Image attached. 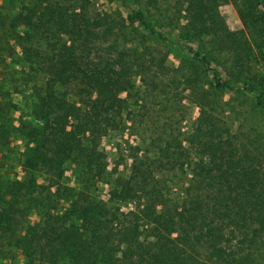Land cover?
<instances>
[{
    "label": "trees",
    "instance_id": "obj_1",
    "mask_svg": "<svg viewBox=\"0 0 264 264\" xmlns=\"http://www.w3.org/2000/svg\"><path fill=\"white\" fill-rule=\"evenodd\" d=\"M229 1L240 36L226 35L228 0H175L172 22L191 47L173 68L169 36L142 11L121 24L28 0L4 33L18 25L34 31L24 40L53 41L39 56L36 125L15 123L0 100V151L24 141L22 179L0 170V264H264V0ZM1 34L0 64L11 50ZM184 100L199 113L190 126ZM127 122L140 146L102 200L91 191L107 177L100 141Z\"/></svg>",
    "mask_w": 264,
    "mask_h": 264
},
{
    "label": "rangeland",
    "instance_id": "obj_2",
    "mask_svg": "<svg viewBox=\"0 0 264 264\" xmlns=\"http://www.w3.org/2000/svg\"><path fill=\"white\" fill-rule=\"evenodd\" d=\"M59 2L78 11L82 8L85 9L90 21L102 17L117 23L128 24L129 15H133L136 11H142L144 18L155 31L163 32L169 36L170 41L165 42L163 50L167 53V65L170 67H178L187 48L191 47L179 40L177 27L180 24L172 22L175 0H59ZM27 4L28 0H0L2 45L5 49L11 48L8 51L10 56H6L3 63L0 64V100L5 99L12 104L11 114L15 123L21 120L36 125L31 115L33 86L40 84L43 80V76L39 74L38 63L51 57L48 42H52L53 39L49 41L43 38L42 40L37 35V39L33 38L32 41L24 40L26 33L33 34L34 31L18 25L15 28L17 36L4 33L6 28L11 26L17 13L25 12L22 8ZM219 11L226 35L240 36L239 32L244 30L243 19L232 2L228 0L227 3L221 4ZM40 55L43 56L42 60L39 58ZM133 81L138 84V77H135ZM183 94L186 96L189 95V92ZM222 97V101L229 100V94H223ZM184 103L186 105L184 107L185 124L190 126L198 117V109L189 104L187 100H184ZM129 125L128 122L125 123L124 130L111 132L100 141L105 154L107 177L92 182L91 191L102 200L108 198V191L111 188L109 180L116 174L125 175L127 173L132 157L137 151L136 147L140 146L137 135L128 129ZM23 145L22 138L13 136L8 145L0 151V170L3 178L12 180L18 177L22 179L23 172L19 166L18 152L21 151ZM72 167L73 164L70 161L65 164L66 182L70 185L75 180L72 175ZM38 205L36 208L29 206L30 208L25 212L27 221L32 223L38 221V215L42 214V204Z\"/></svg>",
    "mask_w": 264,
    "mask_h": 264
}]
</instances>
